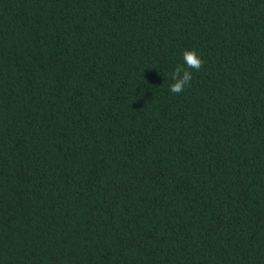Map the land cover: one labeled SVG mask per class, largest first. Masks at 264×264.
Segmentation results:
<instances>
[{
    "label": "trees",
    "instance_id": "trees-1",
    "mask_svg": "<svg viewBox=\"0 0 264 264\" xmlns=\"http://www.w3.org/2000/svg\"><path fill=\"white\" fill-rule=\"evenodd\" d=\"M0 264H264V0H0Z\"/></svg>",
    "mask_w": 264,
    "mask_h": 264
},
{
    "label": "clouds",
    "instance_id": "clouds-1",
    "mask_svg": "<svg viewBox=\"0 0 264 264\" xmlns=\"http://www.w3.org/2000/svg\"><path fill=\"white\" fill-rule=\"evenodd\" d=\"M182 59L183 64H178L170 73L172 83L169 86V91L171 93H182L185 87L190 85L193 78V72L190 69L199 71L203 67V60L195 49H185L182 53Z\"/></svg>",
    "mask_w": 264,
    "mask_h": 264
}]
</instances>
